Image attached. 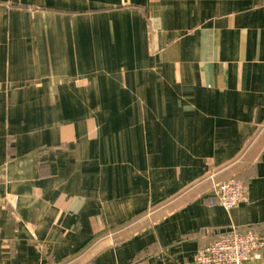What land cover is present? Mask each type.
<instances>
[{
  "label": "crops",
  "instance_id": "0c3cea01",
  "mask_svg": "<svg viewBox=\"0 0 264 264\" xmlns=\"http://www.w3.org/2000/svg\"><path fill=\"white\" fill-rule=\"evenodd\" d=\"M233 227L264 235V0H0V264H196Z\"/></svg>",
  "mask_w": 264,
  "mask_h": 264
},
{
  "label": "built area",
  "instance_id": "2783aa9c",
  "mask_svg": "<svg viewBox=\"0 0 264 264\" xmlns=\"http://www.w3.org/2000/svg\"><path fill=\"white\" fill-rule=\"evenodd\" d=\"M248 199L244 183L231 177L214 186L210 204L226 210L238 207ZM199 249L196 264H264V235L255 229L240 231L237 227L224 232Z\"/></svg>",
  "mask_w": 264,
  "mask_h": 264
},
{
  "label": "rangeland",
  "instance_id": "374dc122",
  "mask_svg": "<svg viewBox=\"0 0 264 264\" xmlns=\"http://www.w3.org/2000/svg\"><path fill=\"white\" fill-rule=\"evenodd\" d=\"M118 237V238H117ZM115 239H119L120 237L119 236H117Z\"/></svg>",
  "mask_w": 264,
  "mask_h": 264
},
{
  "label": "trees",
  "instance_id": "16d2710c",
  "mask_svg": "<svg viewBox=\"0 0 264 264\" xmlns=\"http://www.w3.org/2000/svg\"><path fill=\"white\" fill-rule=\"evenodd\" d=\"M211 198V197H210Z\"/></svg>",
  "mask_w": 264,
  "mask_h": 264
}]
</instances>
